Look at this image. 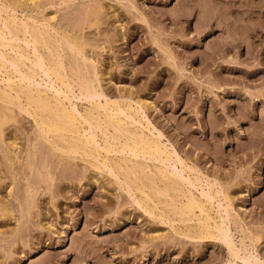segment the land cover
<instances>
[{"label":"rangeland","instance_id":"rangeland-1","mask_svg":"<svg viewBox=\"0 0 264 264\" xmlns=\"http://www.w3.org/2000/svg\"><path fill=\"white\" fill-rule=\"evenodd\" d=\"M0 2V26L7 16L31 23L34 19L54 38L53 47L64 50L60 54L68 67L76 54L68 53L62 38L77 39L83 54L78 60H88L79 62L90 69L99 93L88 97L89 102L76 77L68 73L74 86L67 91L45 76L46 69L39 70L40 76L37 68L35 79L25 83L84 114H105L95 102L127 107L136 121L128 120L130 128L143 125L135 129L159 141L166 149L163 159L172 156L163 161L166 167L145 156L136 161L128 150L108 156L103 133L96 129L95 136L84 121L80 133L95 136L94 148L101 155H72L64 144L57 151L55 137L41 135L35 121L39 117L25 111V95L20 103L15 100L22 104L18 107L15 101L14 106L7 103L10 107L0 102L9 120L0 131V264H264V0ZM96 9L102 13L95 17ZM20 38L15 43L26 50ZM32 46L26 51L30 55ZM7 65L9 72L0 71L3 79L13 72ZM24 67L30 71L29 61ZM123 157L132 158L129 167L136 162L149 165H142L148 175L149 169L153 174L156 168L168 170L170 162L174 169L168 172L178 176L184 191L213 206L217 221L225 218L231 236L223 241L203 236L198 219H181L172 204L164 205L168 198L154 199L143 181L134 183L116 172L113 164ZM142 202L148 204L143 207ZM226 209L232 222L226 220ZM230 239L236 258L228 249Z\"/></svg>","mask_w":264,"mask_h":264},{"label":"bare ground","instance_id":"bare-ground-1","mask_svg":"<svg viewBox=\"0 0 264 264\" xmlns=\"http://www.w3.org/2000/svg\"><path fill=\"white\" fill-rule=\"evenodd\" d=\"M0 7H2V6L0 5ZM14 7H17V6H14ZM3 8L5 9V7H3ZM1 10H3V9H1ZM97 10L98 9L95 10V14H96L95 17L98 16L100 13H102L100 11V9L98 11ZM9 14H7V15H9ZM16 16H12V17L7 16V18L4 17L3 24H2V26H0V49L1 48H3L4 50L7 49V51L9 49L10 52L14 54V55H12L11 53H8L9 51L8 52L6 51V53H5V52H2L0 50V71L2 69H4L5 74H6V72H9V70L7 71V68L9 69L7 64L9 63L10 68H12L13 72L15 73V75L13 74V72H12V75L9 74L8 79H3L0 76V78L2 79V82H4V84H5V88H3V89L0 88V102H3V101L6 102L5 106L8 105L7 103H9V105L13 104L12 106H14L15 105L14 101L18 100V103H20L19 102V100L21 98L20 96L25 95L26 100L24 99V101H26V103H27V106H26L27 108H26V110L23 108L21 110L22 111L25 110L27 113H29V115H31L29 111H33V116L35 117V119H37L36 117H39V121L35 120V119L34 120L37 121L39 123V126L41 127L42 131L39 130L40 134H41V132H43L46 136L53 135L55 137L54 139H56L55 140L56 142H53L54 143L53 146L55 145L54 148H56L57 146L59 147V144H64V146H66V148H67V153H70L72 155L75 154L77 156V154H82V155L88 156V158L90 156V157H94L95 159L98 156V155L97 156L95 155L96 153L101 155V153H99L94 148L95 147L94 144L96 143V138H95L96 133L95 132L97 129L98 132L101 131L104 135L103 140L105 141L104 145H106V152H105L106 155H108L107 153L112 152V151H117L118 154H120V152H126V150H128V151H130L132 156L135 157V159L140 157V156H145V157H147V159L153 158V162L157 161V160H159L160 162L161 161L163 162V161H167L168 159L169 160L171 159L172 156L170 154H169L170 158L167 154L168 157L166 159L165 158L163 159V154L166 153V151H165L166 149L163 148L161 146V144L159 143V141L157 142L155 140V138L152 139L153 135L150 136V138H149L148 136H146L142 132V130L139 131V130L135 129L139 125H140V127L143 125L137 123V125L138 124L139 125L138 126L136 125L135 128L133 127L134 129L130 128L131 125H130L129 121L131 120V122H133L135 120L131 119L132 117L129 115L130 113L128 114V112L126 110L127 107L124 108L118 103H112L111 104L108 102L105 103V105H103V106H99V104L97 103V105H96V102H95L94 105L97 107V109L98 108L101 110L103 109L105 114L103 115L101 112H99L100 110H98L96 112H94L92 110H90V111L87 110L84 114V113H82L83 111H79L76 107H72V109L67 108L66 105L60 100V98L58 96L54 95V96L50 97V95L48 93H46L44 90L43 91L40 90L41 88L40 89H37L39 87L33 88L32 84H31L32 87H30L31 85H28L27 83H25L26 80L29 82V80H32L33 78L35 79L36 76L33 75V72H35L37 70V68H38V71L40 70L41 72L46 69L45 70V76H48L54 83L58 84L60 87H64L67 91L68 90L71 91L70 88H72V87H70V86H72V85L74 86V84L72 82H71L72 85H69V82H68V77H69L68 73H70L72 77H76L77 80H74V81H77V85H78V89H79L80 93L82 95H84L85 98H87V100L89 98L91 99L95 96L98 97V93H99V92L97 93V89H96L97 86H95L94 80L92 79L93 77L91 78V76H90V69H84L83 68L86 66L85 63L83 64L84 66L81 65L82 61H80V60H82L84 57L82 59L78 60V56L83 55V54H82V50L80 49L79 42L77 39H71L70 37H67L65 35V37L62 38L63 43H61V42L58 43L59 45H60V43L64 44L65 47H67V49H68V53L70 51L72 54L74 53L73 55H75V54H76V56L78 55L77 58H76V56H73V58L75 57L74 61L72 59V61H70V64H69L70 66L68 67V65H65V63H64L63 59H65V58H62L63 55L61 56V54H62L61 52L64 50L61 49L62 51L59 52L60 50L58 51L57 49H55L53 47V44H51V41L54 38L52 40L50 39V36L48 33L49 31H47L46 27L43 28L44 26L43 27L38 26L37 24H35L34 19H33L34 22L31 23L29 21H24V19L18 20L19 17L17 18ZM100 17H101V15H100ZM97 18H99V17H97ZM31 19L32 18H30V21H31ZM45 21L47 22L48 20H45ZM40 22H41V24L43 23V21H40ZM40 22L38 21V24ZM50 23L51 22L49 21V24ZM47 24H48V22H47ZM49 26H52V25H49ZM47 28H49V27H47ZM52 29L54 30V28H51V30ZM51 33H52V31H51ZM58 33H60V31ZM20 34H21V36H23L22 41H25L23 43V46L25 43H26V46L27 45L29 46L30 44L33 45L32 46L33 47V52H32L33 54L30 55L29 50H28V52H26L27 48H29L28 46H27V48L24 46L26 48V50H25V49H23V47L21 45H19L20 42H19V44L17 42H16L17 44L15 43V41H18L21 39ZM56 36L58 38L61 36V34L59 36L58 35H56ZM58 39H60V38H58ZM59 45H56V47ZM61 47L62 46L60 45V48ZM81 47H82V45H81ZM41 48H46V50L48 52L42 53ZM43 50H45V49H43ZM64 53H66V51ZM65 57H67V56H65ZM79 58H81V56ZM28 61H29V67L28 68H30V71H32V72H30L29 70L25 71V69L27 67L25 68L24 66L28 63ZM84 61L87 62L88 60H86V58H84ZM66 66L68 67L69 70L66 68ZM86 68H88V67H86ZM67 70L70 72H68ZM38 71H36V72L38 73ZM40 71H39L38 75L43 76L40 73ZM94 71H95V69L93 70V72ZM7 76H8V74H7ZM71 76H70V78H71ZM92 76H94V73L92 74ZM17 77L20 78V80H21L20 82H16L13 80V78H17ZM70 78H69V80H70ZM73 79H71V81ZM97 83H98V81H97ZM13 94H15V95L13 96ZM90 99H89V102H91ZM93 99H92V101H93ZM97 102H99V101H97ZM15 103H16V107H18L17 105H19V104H17L16 101H15ZM21 103H23V102H21ZM21 105H19V106H21ZM94 105H93V107H94ZM100 105H102V104L100 103ZM90 106H91V104H90ZM90 106L88 105V107H90ZM3 107L0 108V131H2L1 126H3V123L5 122V120H8L6 115H4V113H3L6 111L1 110V109H3ZM92 108H90V109H92ZM83 109L85 110L86 107ZM93 110H94V108H93ZM8 112H9V110H8ZM121 115L125 116L124 120L122 119L123 117L121 118ZM7 116H8V114H7ZM82 121H84L86 124L89 125L88 128H90V130H92V131L95 130V131H93V133H95L94 134L95 136L90 133L91 136L87 137L86 135H83L82 133H80V130H81L80 125H81V123H83ZM135 123H136V121H135ZM135 123H132V126ZM84 124H82V125H84ZM127 125H129V126H127ZM88 133H86V134H88ZM0 135H2V134H0ZM46 136H45V139H47ZM52 141H54V140L52 139ZM60 147H61V145H60ZM60 147H59V149H55V150H57V151L61 150ZM66 148L64 150H66ZM65 154H66V152H65ZM109 154L111 155L112 153H109ZM118 154H116V155H118ZM125 154H127V153H124V155ZM72 155H70V156H72ZM82 155H79V156H82ZM118 157H120V156H118ZM125 157H126V155H125ZM131 159L128 160L127 158L125 159L123 157V158L119 159V160H121L120 162L114 163L112 168H114L116 170V172H118L119 174H122L126 179H129L134 183H138V180H140L139 182L143 181L144 186H147L152 190L151 194L155 195L154 199H155V197H164V199L168 198L170 200L168 202H167V200H166V202H165V200H162V201H164L163 202L164 205H166L167 203H168L167 206L169 204H172L173 206L169 205L168 207H170V206H171L170 208L173 207V209H171V210L174 211L175 215L181 216V219L183 218V219H185V221H188V222H189V220L192 222V220H194L195 218L198 219L200 222V230H201L200 232L202 233L203 236L214 237L217 239H221L222 241L228 239L229 236H231V235H229V233L231 232V231H229L231 227L229 226L230 228H228V226H225V225H227V224H225L226 222H224L225 218L220 215L221 218L220 217H217V218H219V221H220V219H222V221L221 222L217 221L218 219L215 218L214 214L210 210L213 208V206L211 205L212 208H209L207 205L208 204L207 201L205 203L204 201L199 200V197L197 198V196L195 194H193V192H190L191 190L188 191L186 189L188 191V193L186 190L184 191V189H183L184 186H182V184H181L183 182H180V179L178 178V176L175 173L173 174L171 172H168L169 169H170V171L174 169V168L173 169L170 168L171 167V165L169 164L170 162H168V164H167L168 166H170V167H167L168 170L165 169L166 166H165L164 162H163L164 163L163 166H165V167L164 168L162 167V169L156 168L158 170L155 174H153V172L150 171V169H149L148 172L151 174V176H150V174L149 175L146 174L144 169H142L144 166L143 165L144 162L143 163L139 162L143 166L139 165L137 162L136 163L133 162L134 163L133 166L129 167L130 166L129 161ZM105 160L103 159V162ZM132 161H135V160L133 159ZM136 161H137V159H136ZM98 162L100 163V161H98ZM107 162H108V160H107ZM160 162L158 163L159 165L162 164ZM158 164H156V165H158ZM105 166H107L106 163H105ZM147 166L149 167V165H147ZM153 167H155V165ZM108 170H109V168H108ZM145 170H146V168H145ZM112 171H114V170H111V172ZM153 171H155V170H153ZM159 181H161V184L165 183L164 188L161 187L162 188L161 189V188H159L160 186L158 187L157 184ZM122 184H124V183H122ZM127 185L128 184H126V186ZM139 186L140 185H138V187ZM161 186H163V185H161ZM209 186L211 188V185H209ZM141 188H143V187H141ZM141 188L139 190L143 194L145 193V195H146L145 199L147 198L150 200V198H149L150 196L148 194H146V192ZM144 188H146V187H144ZM214 189H216V188H214ZM128 190L129 189H127V191ZM140 191H137V192L141 193ZM216 191H219V190H216ZM172 192L174 193V196L172 195ZM219 194H221L223 196L222 192L221 193L219 192ZM153 195H152V197H153ZM180 197L185 198V201H180V199H181ZM211 198L213 199V197H211ZM142 199H141V201H142ZM147 199H146V202L149 201ZM158 199L160 200V198H158ZM226 200L228 201V198H226ZM139 201H140V199H139ZM150 201L148 203H150ZM146 202H144V204ZM157 202L155 203L156 208L158 207ZM148 203H146V204H148ZM163 203L161 202L160 204H163ZM142 204H143V202H142ZM144 204L142 205L143 207H144ZM153 204H154V202H153ZM209 204H211V203L209 202ZM155 205H154V207H155ZM158 205H159V203H158ZM168 207H166V208L168 209ZM226 207L228 208V210L230 209L229 208L230 205L226 206ZM149 210H151V208ZM228 210L226 209V213H227L226 214L227 215L226 220H230V222H232L230 219V213H229V212H231V210H229V212H228ZM170 211H169V215H170ZM172 211H171V214H172ZM174 213H173V215H174ZM152 214H153V212H152ZM162 215H164V214H162ZM167 215H168V213H167ZM173 215H171V217H173ZM231 216L233 218V215H231ZM169 217H167V218H169ZM175 217L176 216H174V218ZM178 219L181 221L180 218H178ZM235 219H234V221H235ZM237 223H238V221H237ZM232 224H233V226L235 225L234 223H232ZM194 232H196V231H194ZM190 233H192V232H190ZM197 233H199V232H197ZM243 242L245 243V241H243ZM232 244H231V239H230V243L227 242L228 249L231 252V255L236 258V257H238V255H237L238 251H237V253H235L234 247H233L234 243H232Z\"/></svg>","mask_w":264,"mask_h":264}]
</instances>
